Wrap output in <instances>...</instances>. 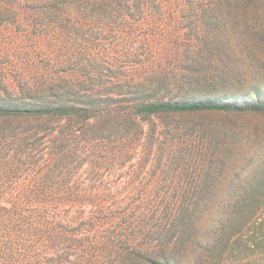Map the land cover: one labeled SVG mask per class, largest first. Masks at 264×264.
Wrapping results in <instances>:
<instances>
[{
    "label": "trees",
    "instance_id": "16d2710c",
    "mask_svg": "<svg viewBox=\"0 0 264 264\" xmlns=\"http://www.w3.org/2000/svg\"><path fill=\"white\" fill-rule=\"evenodd\" d=\"M19 21L51 75L0 76V264H264V0H0ZM151 160L195 181L136 193Z\"/></svg>",
    "mask_w": 264,
    "mask_h": 264
},
{
    "label": "rangeland",
    "instance_id": "374dc122",
    "mask_svg": "<svg viewBox=\"0 0 264 264\" xmlns=\"http://www.w3.org/2000/svg\"><path fill=\"white\" fill-rule=\"evenodd\" d=\"M177 20L179 22L177 25H174V19L170 17H168V20L163 19L162 21L148 22L149 24H152L153 27L148 28L147 32H153L154 30V32H157L164 38V36L172 33L169 29L171 28V25L178 27L179 30L188 26V20L182 18ZM33 24L34 23L19 21V23L15 25L0 30V76H5L11 83H17L19 80H23L25 75L27 78L34 72H37L36 76L39 81H42L45 78V75L43 74L44 71L51 75V27L35 28ZM181 32L183 31L181 30ZM185 37L186 33L180 34V39L178 40L181 44L184 43ZM107 43H109V41H107ZM137 48H140L139 45ZM170 121L175 128L177 123H180L179 118H172ZM184 122L191 123V126L194 125V121L190 118L185 119ZM157 123L160 126H163L161 120H157ZM178 128V130H174L173 127L166 130L167 136L170 139L178 137L184 138V136H189L192 133L190 129L184 131L180 127ZM155 163L154 160H151L147 166V173L136 182L138 186V189L135 190L136 193L143 194L147 192L173 194L175 189L170 186L177 184L179 178H182L181 184H186V182L192 183L195 181L196 175L191 173L177 175H174L173 173H161V175H159L160 181L156 182L158 177H152L148 171L153 169ZM35 175L37 174L34 171L18 173L13 179H11L14 181V186L7 189L4 188V190L16 193H19V191L24 189L29 190L30 188L28 189V186L42 183L35 180ZM172 179H175L176 182L173 183L171 181ZM117 183L121 187H125L127 185V180L121 178ZM157 184L159 185L158 187ZM164 185V188L160 187ZM30 262L48 264L52 263L53 260L51 259V255H48L41 260H38V258H31Z\"/></svg>",
    "mask_w": 264,
    "mask_h": 264
}]
</instances>
